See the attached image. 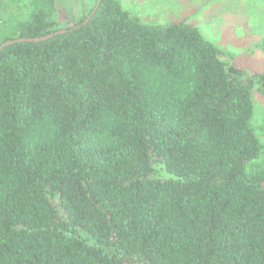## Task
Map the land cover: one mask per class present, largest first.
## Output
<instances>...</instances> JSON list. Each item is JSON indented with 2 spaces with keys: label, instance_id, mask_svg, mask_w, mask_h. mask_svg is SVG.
<instances>
[{
  "label": "trees",
  "instance_id": "trees-1",
  "mask_svg": "<svg viewBox=\"0 0 264 264\" xmlns=\"http://www.w3.org/2000/svg\"><path fill=\"white\" fill-rule=\"evenodd\" d=\"M58 10L0 0V264H264V70L187 18Z\"/></svg>",
  "mask_w": 264,
  "mask_h": 264
},
{
  "label": "rangeland",
  "instance_id": "rangeland-1",
  "mask_svg": "<svg viewBox=\"0 0 264 264\" xmlns=\"http://www.w3.org/2000/svg\"><path fill=\"white\" fill-rule=\"evenodd\" d=\"M122 1L132 14L150 22L187 18L189 22L199 26L208 38L243 56L248 68L264 70V0ZM94 4L95 0H57L59 18L64 23H70L72 19L87 13ZM5 34L0 28V38ZM255 101L257 108L254 124L257 131L262 133L259 128L264 124V96H256ZM261 138L264 139V135Z\"/></svg>",
  "mask_w": 264,
  "mask_h": 264
},
{
  "label": "water",
  "instance_id": "water-1",
  "mask_svg": "<svg viewBox=\"0 0 264 264\" xmlns=\"http://www.w3.org/2000/svg\"><path fill=\"white\" fill-rule=\"evenodd\" d=\"M99 1H100V0H99ZM89 18H90V17H89ZM89 18H88L87 20H89ZM58 32H59V31H58ZM58 32H56V33H58ZM56 33H51V34H49L48 36H44V37H41V38H37L36 40H40V39L48 38V37H50V36H52V35H54V34H56ZM17 40H21V39H12V40H8V41L4 42L3 44L0 45V49L3 48V47L6 46V45H9V44H12L13 42H16Z\"/></svg>",
  "mask_w": 264,
  "mask_h": 264
}]
</instances>
